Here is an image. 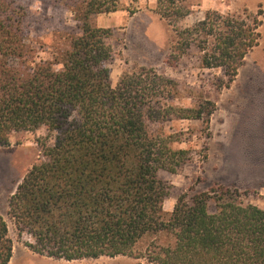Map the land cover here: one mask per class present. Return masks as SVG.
<instances>
[{"label":"trees","instance_id":"1","mask_svg":"<svg viewBox=\"0 0 264 264\" xmlns=\"http://www.w3.org/2000/svg\"><path fill=\"white\" fill-rule=\"evenodd\" d=\"M54 1L70 11L77 33L48 61L31 53L25 10L0 0V147L16 132L44 128L53 136L52 144H40L42 159L8 200V215L30 239L26 247L65 261L122 256L148 264H264V209L244 204L236 190L181 193L167 217L162 209L168 192L157 172L176 173L193 158L171 147L176 137L152 134L147 123L175 118L208 126L214 104H160L177 83L154 69L124 73L112 88L105 66L111 31L90 18L116 12L119 0ZM182 2L157 0L168 25L188 15ZM261 14L208 11L191 27L173 26L169 64L195 52L201 68L223 71L217 90L228 87L258 45ZM148 234L172 241L152 242L141 253L138 242ZM11 257L0 216V264Z\"/></svg>","mask_w":264,"mask_h":264},{"label":"rangeland","instance_id":"2","mask_svg":"<svg viewBox=\"0 0 264 264\" xmlns=\"http://www.w3.org/2000/svg\"><path fill=\"white\" fill-rule=\"evenodd\" d=\"M19 4L26 16L23 28L31 53L53 61L65 49L68 37L77 33L70 11L54 0H9ZM188 15L175 28L193 26L208 11L236 16L262 11L258 45L245 56L234 81L217 90L221 69L201 68L195 52L178 63L168 59L175 43L174 27L168 25L157 11V0H119V9L109 14L94 15V27L110 29L106 43L112 50L105 64L112 88L124 73L141 68L154 69L174 80L176 91L162 98L160 104L194 107L211 101L214 111L209 124L200 120L148 122L152 134L176 137L171 147L189 150L193 161L176 173L159 170L157 177L168 195L163 201L166 217L181 193L207 191L215 187L236 190L244 204L264 209V0H183ZM41 143L50 145L53 136L44 128L11 134L9 143L0 147V216L5 220L12 240V257L8 264H148L145 259L118 256L68 262L32 252L26 234L19 233L8 215V200L33 164L42 159ZM172 239L165 234L145 235L137 245L144 253L152 243L164 244Z\"/></svg>","mask_w":264,"mask_h":264},{"label":"crops","instance_id":"3","mask_svg":"<svg viewBox=\"0 0 264 264\" xmlns=\"http://www.w3.org/2000/svg\"><path fill=\"white\" fill-rule=\"evenodd\" d=\"M80 261H81V260H79V262H80ZM68 262H71V263H72V262H74V261H68Z\"/></svg>","mask_w":264,"mask_h":264}]
</instances>
